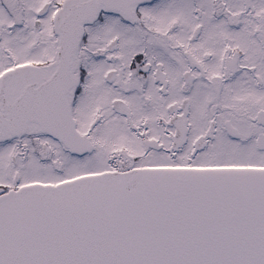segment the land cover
I'll use <instances>...</instances> for the list:
<instances>
[{
	"label": "snow or ice",
	"instance_id": "1",
	"mask_svg": "<svg viewBox=\"0 0 264 264\" xmlns=\"http://www.w3.org/2000/svg\"><path fill=\"white\" fill-rule=\"evenodd\" d=\"M0 264H264V0H0Z\"/></svg>",
	"mask_w": 264,
	"mask_h": 264
}]
</instances>
